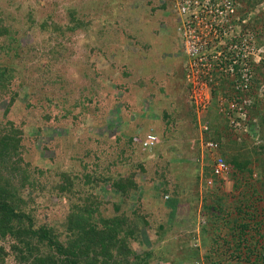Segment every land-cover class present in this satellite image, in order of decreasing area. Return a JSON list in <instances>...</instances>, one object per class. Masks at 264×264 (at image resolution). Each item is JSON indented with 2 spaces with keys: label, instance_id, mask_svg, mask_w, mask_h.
I'll use <instances>...</instances> for the list:
<instances>
[{
  "label": "rangeland",
  "instance_id": "rangeland-1",
  "mask_svg": "<svg viewBox=\"0 0 264 264\" xmlns=\"http://www.w3.org/2000/svg\"><path fill=\"white\" fill-rule=\"evenodd\" d=\"M239 1L243 30L256 32L264 45V0ZM170 5L172 0H0V66L12 76L0 87V126L8 119L21 126L24 162L17 164L27 169L26 182L15 180L20 199L10 202L9 219L36 230L50 228L61 242L50 246L45 240L31 258L39 255L43 264H212L219 259L207 257L210 244H204L202 227L212 238L215 224L201 205L204 167L211 168L213 158L223 154L221 147L209 152L199 135L204 123L210 128L216 120L223 124L216 118H225L231 133L222 141L226 153L238 151L231 147L235 140L241 147L243 141L264 143V76L258 74L261 84L253 87L260 108H251L241 133L219 109L226 86L214 88L213 100L198 109L185 84V55ZM163 110L185 128L180 143L188 155L164 149L160 161L172 163L164 177L152 152L143 154L148 161L142 170L133 164L139 161L135 153H121L130 133L143 137L152 127L165 130L159 121ZM258 169L256 178L264 179V166ZM63 171L73 178L68 190L59 186ZM131 178L142 181L121 190L117 183ZM253 185L262 188L259 180ZM241 190L231 180L221 188L227 200L241 196ZM254 199L264 210V195ZM81 206L93 207L97 228L103 218H120L112 256L85 258L95 255L89 240L78 243L79 257L67 250L81 234L82 224L68 227L78 220ZM15 243L11 235H0L6 252L2 264H27L22 254L28 250H15Z\"/></svg>",
  "mask_w": 264,
  "mask_h": 264
},
{
  "label": "trees",
  "instance_id": "trees-1",
  "mask_svg": "<svg viewBox=\"0 0 264 264\" xmlns=\"http://www.w3.org/2000/svg\"><path fill=\"white\" fill-rule=\"evenodd\" d=\"M253 2V0H249V4H252ZM163 5L165 6V4ZM170 6L172 8V5ZM258 74L264 76V61L258 65L255 88H258L261 84ZM11 78L12 76L7 73V69H1L0 66V87H4V84L8 83ZM224 80L222 81L221 79V88L226 86ZM214 93L215 91L213 94ZM256 93L257 91L253 88L251 94L253 97V103L248 106L249 110H251V108L256 110L260 108V97H258ZM224 94L230 96L228 89ZM170 113L171 112L168 110H163L162 112L161 120H159L164 122L165 126V130L162 133L155 129V127H152L153 133L157 135V141L153 146H144V141L147 137L146 133L143 134V137L142 135H132V133H130L128 137L123 139V142L125 143L122 145L121 153L123 154L125 151L135 153L139 160L138 162L133 163L136 168L141 170L145 169L148 160L143 154H146V152H152V155L154 154L156 156L155 160L157 159L156 162L158 166H160L159 168L162 169L158 174L164 177L167 173L166 167L172 164L170 160H166L165 163L160 161L165 158L162 153L164 149H167L169 153H172L171 151H173V149L181 151L182 153L180 155L184 158V144L180 143V135L185 136V133L187 134V132L185 128L177 126V119ZM254 114H256L255 111L253 112V116ZM216 119L223 120V124L221 125V121L218 122L216 120V123L210 125L209 130L202 131L205 133L201 132L199 137L201 136V139L203 137L206 141L212 140L219 143L222 148L223 157L230 164L231 170L229 174L222 179L214 177L212 168L208 165L204 167V181L206 186L204 193L202 194L203 202L201 210L203 211L202 214L207 216V218L209 217V220L215 224L212 229L215 234L212 238L207 237L204 233L207 227H202V239L204 244H210L207 257L219 258L215 259V261L212 260V264H264V210L261 211L258 209L255 204L256 202H254L255 195L260 193L264 195L263 176H261V179H259L260 177L256 178L257 176H255L256 170L260 172L258 167L263 168L264 166V143H259L257 146H247V142L243 141L242 146L245 147H241L240 143L235 140V144L231 147H233V150L237 149L238 151H233L231 154L226 153V146H224L222 141L224 137L231 136L228 121L225 118ZM132 125L133 123H131V126ZM221 126L222 128H220ZM251 129L253 130V128ZM22 133L21 126L18 127L15 122L9 119L6 121L5 125L0 126V235L2 237L11 235L16 241V243L13 244L15 250L23 251L24 248L28 250V255L22 254V259L25 263L43 264V257L33 255V258H31L32 251L36 250L38 252L41 249L39 245H44L45 240L51 242L49 244L50 246L54 242L57 245H61V242L57 240L58 238L56 239L52 235V230L50 228L36 230L29 226H24L23 222L17 224L14 222L12 223L9 219V216L14 212L10 202L20 199L17 193V184H15V180L18 179L19 181L20 179L22 182L27 181V177L25 176L27 169H25L23 165L17 164L18 162H24L23 153L19 151L21 140L20 134ZM193 135L195 136L194 133ZM163 146L165 147L163 148ZM201 150L202 148L198 142V155ZM122 154H120V156H122ZM126 158L130 159L127 154ZM259 161H261V163H259ZM255 163L259 165H255ZM6 164H8L7 174L2 170ZM195 173L200 175L198 169ZM61 174L65 177L63 182L66 183L63 184V182H60L61 185L59 186L61 189L66 190L73 178L69 177L64 171ZM209 179H211L210 184L207 182ZM217 179L221 180L217 181ZM227 180H231L235 188L242 189L241 196H236L237 198L234 200H227L229 194H222L221 192V188L227 183ZM254 180H259L260 183H262V188L255 187L253 185ZM140 181L142 180L139 179L136 181L135 178H131L127 180V182L123 180V183L118 182L117 184L120 186L121 190L124 191L125 189L128 190L137 187V183ZM139 200L140 202L141 200L143 201V199ZM92 211L93 207L82 208L81 206L78 220L76 221L77 224L73 221L69 223L68 227L70 230L76 225L82 224L83 226L79 232L81 234H78V236L75 234L74 241H69V243L72 242V245H70L67 250L70 251L71 254L78 255L79 257L80 249H78V243L83 240H89L87 244L93 243V251L95 255L91 257L86 256L85 258H90L88 260L95 261L98 260L96 256L100 253L107 256H112L114 254L115 242L113 241H117L116 233L118 232V226L120 225L119 223L121 220L119 217L114 219L103 218V227L97 228L94 223L95 220L92 219ZM119 241H121V239H119ZM5 256V249L1 246L0 264L4 261Z\"/></svg>",
  "mask_w": 264,
  "mask_h": 264
},
{
  "label": "built area",
  "instance_id": "built-area-1",
  "mask_svg": "<svg viewBox=\"0 0 264 264\" xmlns=\"http://www.w3.org/2000/svg\"><path fill=\"white\" fill-rule=\"evenodd\" d=\"M241 6L239 0H172L177 34L185 55L184 80L191 98L198 109H204L213 100V89L220 87L221 79H225L230 96L221 94L219 109L237 133H241L250 115L248 106L253 103L251 94L257 68L264 61V45L259 44L256 32L243 30L246 20ZM208 129L204 123L201 130ZM156 141V134L149 133L144 146L151 147ZM202 145L209 152L220 147L212 140ZM211 168L217 178L227 176L231 170L222 155L213 158ZM207 182L210 184L211 179Z\"/></svg>",
  "mask_w": 264,
  "mask_h": 264
},
{
  "label": "crops",
  "instance_id": "crops-1",
  "mask_svg": "<svg viewBox=\"0 0 264 264\" xmlns=\"http://www.w3.org/2000/svg\"><path fill=\"white\" fill-rule=\"evenodd\" d=\"M201 129V128H200ZM202 131V130H201Z\"/></svg>",
  "mask_w": 264,
  "mask_h": 264
}]
</instances>
